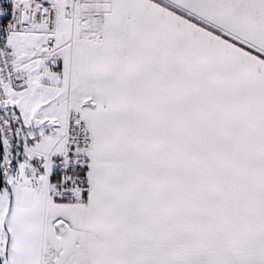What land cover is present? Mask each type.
I'll return each mask as SVG.
<instances>
[{"label":"snow or ice","instance_id":"6c2138e0","mask_svg":"<svg viewBox=\"0 0 264 264\" xmlns=\"http://www.w3.org/2000/svg\"><path fill=\"white\" fill-rule=\"evenodd\" d=\"M0 264H264V0H0Z\"/></svg>","mask_w":264,"mask_h":264}]
</instances>
